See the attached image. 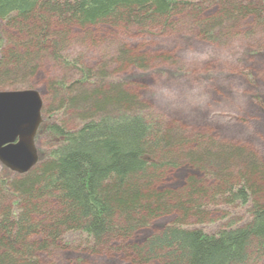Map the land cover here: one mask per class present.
<instances>
[{
	"label": "trees",
	"instance_id": "obj_1",
	"mask_svg": "<svg viewBox=\"0 0 264 264\" xmlns=\"http://www.w3.org/2000/svg\"><path fill=\"white\" fill-rule=\"evenodd\" d=\"M215 2L220 6L218 15L198 22L206 30L226 31L225 24L245 14L263 18V0ZM188 4L187 0H0V21L20 34L0 55V91L22 90L18 86L34 72L42 54L55 53L73 26L167 22L176 9ZM1 46L2 40L0 50ZM122 57L136 61L125 52ZM54 58L59 62V56ZM80 75L76 83L91 79L90 89L72 94L61 82L48 86L54 96L59 95L60 108L74 117L68 128L46 124L52 142L47 155L24 174L0 164V264H40L36 252L48 254L59 243L71 242L67 238L86 237L94 246H108L110 241L116 245L171 212L180 214L173 224L139 245L127 246L137 261L247 264L250 257L264 255V203L252 206L245 224L217 233L182 224L189 217L200 219L204 198L245 204L248 191L255 195L260 190L264 171L250 153L207 136L185 139L178 127L147 113L127 88L104 82L93 86L102 75H91L87 69ZM41 127L42 122L38 130ZM183 163L205 171L217 185L206 189L190 177L180 191L156 189L168 167Z\"/></svg>",
	"mask_w": 264,
	"mask_h": 264
},
{
	"label": "rangeland",
	"instance_id": "obj_2",
	"mask_svg": "<svg viewBox=\"0 0 264 264\" xmlns=\"http://www.w3.org/2000/svg\"><path fill=\"white\" fill-rule=\"evenodd\" d=\"M187 1L190 5L176 9L167 22L73 26L55 53L42 54L34 72L23 79V86H18L36 90L41 96L42 127L33 140L38 160L51 148L46 124L57 123L68 128L74 117L71 111L65 113L60 108L59 95L54 96L48 86L61 82L72 89V94L76 89H90L91 79L76 83L81 78L80 70L87 69L91 75H102L100 81L94 80L93 86L98 82L118 83L135 94L145 111L159 122L178 127L185 139L207 136L242 148L264 171V12L260 20L245 14L234 23H224L226 31L219 27L209 31L198 22L216 17L219 3ZM16 37L20 38L16 29L0 21V55L8 52ZM122 52L135 56L136 61L122 57ZM71 62L76 66L70 65ZM190 177L203 182L206 189L217 185V180L205 171L183 163L168 167L155 187L159 191H180ZM249 181L253 183L256 179ZM259 185L255 195L245 188L248 191L245 204L222 197L202 199L200 219L186 218L183 226L213 234L245 224L251 217L252 206L256 202L264 203V182ZM178 217L179 213L171 212L154 218L116 245L110 241L108 246L101 247L88 244L86 237L67 238L71 242L59 243L48 254L40 251L35 256L40 264H160L157 260L137 261L127 246L141 244ZM247 264H264V255L250 257Z\"/></svg>",
	"mask_w": 264,
	"mask_h": 264
},
{
	"label": "water",
	"instance_id": "obj_3",
	"mask_svg": "<svg viewBox=\"0 0 264 264\" xmlns=\"http://www.w3.org/2000/svg\"><path fill=\"white\" fill-rule=\"evenodd\" d=\"M42 100L33 89L0 91V163L23 174L37 162L34 136Z\"/></svg>",
	"mask_w": 264,
	"mask_h": 264
}]
</instances>
